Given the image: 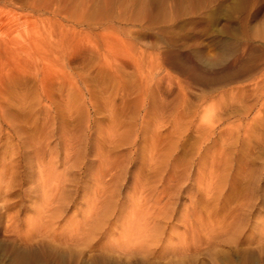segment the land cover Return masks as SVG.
I'll return each mask as SVG.
<instances>
[{
  "label": "rangeland",
  "instance_id": "374dc122",
  "mask_svg": "<svg viewBox=\"0 0 264 264\" xmlns=\"http://www.w3.org/2000/svg\"><path fill=\"white\" fill-rule=\"evenodd\" d=\"M111 128H132L133 150L127 139L114 152ZM116 156L131 161L116 184L123 214L159 172L173 203L140 195L153 214L174 206L173 247L122 264H264V0H0V264L118 261L119 245L102 259L81 238L93 179ZM66 192L55 232L84 224L75 239H28Z\"/></svg>",
  "mask_w": 264,
  "mask_h": 264
},
{
  "label": "bare ground",
  "instance_id": "6f19581e",
  "mask_svg": "<svg viewBox=\"0 0 264 264\" xmlns=\"http://www.w3.org/2000/svg\"><path fill=\"white\" fill-rule=\"evenodd\" d=\"M136 112H137V110H136ZM219 113V112H218ZM119 116V115H118ZM145 116V115H144ZM110 117V116H109ZM117 117V116H116ZM128 118V117H127ZM157 118V117H156ZM125 119V118H124ZM133 119V118H132ZM158 119V118H157ZM136 121V120H135ZM251 121V120H250ZM253 121V120H252ZM114 122V121H113ZM172 122V121H171ZM218 122V121H217ZM123 124V123H122ZM131 124V123H130ZM211 124V123H210ZM212 125V124H211ZM210 125V126H211ZM240 125H241V123H240ZM109 126V125H108ZM114 126H115V123H114ZM129 126H131V125H129ZM134 126H136V125H134ZM207 126H208V124H207ZM214 126V125H213ZM229 126V125H228ZM109 127H111V126H109ZM116 127V126H115ZM124 127V126H123ZM122 127V128H123ZM144 127V126H143ZM231 127V126H230ZM119 128V127H118ZM127 128H129V127H127ZM133 128H135V127H133ZM146 128V127H145ZM162 128H163V125H157V126H155L154 128H153V131H152V134H153V136H151V137H153L154 139L156 138L157 139V141L159 140L160 141V138L162 139ZM184 128V127H183ZM186 128V127H185ZM111 130H112V128H111ZM113 130H114V128H113ZM112 130V131H113ZM126 130V129H125ZM132 128H130V130L129 131H125L124 133L122 132V134L120 133H118L119 135H115V134H117V131H115V132H113L114 133V136H113V133H112V137L111 138H114V139H116V140H114V139H111V141L113 142V145H111L110 144V146H112V150L115 152V149L116 148H119L120 147V145L121 146H123L122 145V143H123V141L125 140H129V141H126V142H124V145L125 144H129L130 143V145L132 146V150H133V146H134V144L136 143V135H134L133 133H132ZM206 130V133L207 134H209V132H211L213 129H212V127L211 128H209V129H205ZM246 130V129H245ZM139 131V130H138ZM150 131V130H149ZM202 131H204V130H202ZM202 131H201V133H202ZM196 132V131H195ZM198 132H200V131H198ZM135 133V132H134ZM142 133V132H141ZM144 133V132H143ZM205 133V132H204ZM136 134V133H135ZM164 134H165V132H164ZM181 134V133H180ZM129 135L130 136H134V138L132 139V140H130L129 139ZM110 136V135H109ZM145 136V135H144ZM208 136V135H207ZM228 136V135H227ZM131 137V138H132ZM205 137H206V135H205ZM150 138V137H149ZM228 138V137H227ZM145 139V138H144ZM155 139V140H156ZM108 140V139H107ZM171 140V139H170ZM110 141V140H109ZM158 141V142H159ZM169 141V140H168ZM108 142V141H107ZM178 142V141H177ZM176 142V143H177ZM157 142L155 141V143H154V145L156 144ZM40 144H42V143H40ZM49 145V144H48ZM107 145V144H106ZM151 145H153V143L151 144ZM156 145H158V144H156ZM45 146H47V145H45ZM136 146V145H135ZM48 148L47 149H50L49 148V146H47ZM53 148H55V147H53ZM53 148H51V151H48L47 149H46V147H45V150H47L48 152H47V157H49L50 156V154H51V152H52V150H53ZM158 148V147H157ZM41 149V148H40ZM110 149V148H109ZM117 150V149H116ZM149 150V149H148ZM159 150V149H158ZM211 150V149H210ZM221 150V149H220ZM110 151H111V149H110ZM45 152V151H44ZM80 152H82V151H80ZM117 152V151H116ZM164 152V151H163ZM171 152V151H170ZM41 153V152H40ZM46 153V152H45ZM71 154H72V152H70ZM112 153V152H111ZM130 153V152H129ZM143 153H145V152H143ZM167 153V152H166ZM49 154V155H48ZM55 154H57V153H55ZM148 153H146V156H148L147 155ZM156 154V153H155ZM159 154H162V153H159ZM65 155V154H64ZM41 156H43V155H41ZM57 156V155H56ZM55 156V157H56ZM108 156H110V152H109V155ZM112 156V155H111ZM156 156V155H155ZM160 156V155H159ZM45 157V156H44ZM44 157H43V159H44ZM51 157H52V155H51ZM64 157H67V155H65ZM113 157V156H112ZM112 157H109V160H110V158L112 159ZM144 157V156H143ZM148 157H150V156H148ZM166 156H164L163 158H165ZM42 158V157H41ZM68 158H69V156H68ZM115 158H116V160H115ZM150 158H152V155H151V157ZM51 159V160H50ZM54 159V160H53ZM127 159H129L128 158V156H127V158L125 157V159H122V160H119L118 159V157L116 156V157H114V164H115V166H112V167H110L109 168V165L106 163V161L108 160V158H107V160L106 159H104L105 161H102L103 163H102V165H104L105 163L107 164V165H105V167L106 166H108V168H104V169H100L99 170V172H98V175H97V177L96 178H94L93 179V183H94V190H93V188L91 189V190H93L92 192L91 191H89L90 192V194L89 195H87V200H86V202H85V204H86V209L89 211L88 212V214L87 213H85V215L84 216H86L85 217V221L82 219V221L84 222V224H85V226H88V228H85L84 230H83V236H81V238L83 237V239H85V242H86V239H89V241L91 240H93L94 242H95V246H96V248H95V246H93L94 247V249H96V250H98L99 251V254L101 253V256H102V252H104V251H106V250H109V252H110V249L113 247V246H115V245H119L120 246V250L123 252V255L121 254V255H119V257H118V255H117V258H118V261H114V264H122L120 261L121 260H123V259H125V261L128 259L131 263L133 262L132 261V259L134 258V257H136L137 255L139 256V259H141V261H143V262H148V261H150V259L151 258H154L155 256H157V251H158V249L157 248H159V250H160V248H162V249H164V250H168V248L170 249V248H172L173 247V244L170 242V244L168 245L166 242H164V240L163 239H167L166 238V233L164 232V230L165 231H167L168 230V228H167V230L165 229V225H166V220L167 219H169V218H171V217H173L172 216V214L173 213H171V212H173L172 211V209H173V207L170 205V207H169V209L172 207V209L171 210H167V208H166V210H165V208L163 209L165 212L163 213V212H159V211H161V206L159 205V209L160 210H158V208H157V210L156 209H154V210H156L157 211V213L156 214H153L154 212H150V208L151 207H149L148 206V199L151 197V199H153V201H155L156 202V204H157V202H158V204H160L161 202H160V200H163V199H161L162 197H160V195H161V193H166V196H167V199H165L166 200V202L168 203V202H171V203H173L171 200H172V196H173V194H172V196H171V194H169V193H171L170 191H168L169 193H167V192H165V190H161V189H159V191H158V186L159 185H161V183H162V178L160 177L161 176V172H159L160 173V175H159V173L158 174H156L155 176H156V178H155V180H154V183H156V184H154V187H153V189H155V193H154V190H148L147 192L145 191V194L146 193H148V199H147V197L145 196V197H142V195H140L142 192H144L143 190L141 191V193L139 194V196H141L140 198H139V200H137V199H134L133 200V197H132V199L130 198V199H128V200H130V201H137L135 204L132 202V203H130L131 205H133L134 207H132L133 209L135 208V205H136V207L137 208H135L133 211H131V213H130V210H129V212L127 211V213H130V215H128V216H126L125 214H123V206L122 205H124V204H122V202H121V198H119V190H118V187H117V183H118V181L121 179V176L123 175V173L125 172V166H126V164H127V162H128V164L131 162L130 160H128V161H126ZM154 158H152V160H153ZM162 159V158H161ZM167 159V158H166ZM174 159V158H173ZM65 160V159H64ZM149 160H151V159H149ZM159 160H160V158H159ZM43 161V160H42ZM49 163L53 166L54 164H56V162L55 161H57V160H55V158H50L49 157ZM67 161V160H66ZM145 161H147L148 162V159H146ZM155 161V160H154ZM154 161H152V162H154ZM167 161H169V160H167ZM176 161V160H175ZM175 161H173V163L175 162ZM105 162V163H104ZM110 162H112L111 160H110ZM156 162V161H155ZM154 162V163H155ZM177 162V161H176ZM65 163V162H64ZM73 163V162H72ZM145 163V162H144ZM172 163V164H173ZM190 163V162H189ZM212 163V162H211ZM60 164V163H59ZM110 164H112V163H110ZM166 164V163H165ZM5 165V164H4ZM46 165V164H45ZM150 165V164H149ZM164 165V164H163ZM185 165V164H184ZM51 166V167H52ZM174 166V165H173ZM175 166H176V164H175ZM200 166V165H199ZM43 167H45V166H43ZM42 167V168H43ZM50 167V166H49ZM54 167H56V166H54ZM64 167V166H63ZM104 167V166H103ZM156 167V166H155ZM154 167V168H155ZM182 167V166H181ZM180 167V168H181ZM46 168H48L47 166H46ZM53 168V167H52ZM153 168V167H152ZM45 169V168H44ZM156 169V168H155ZM161 169V168H160ZM184 169V168H183ZM186 169V168H185ZM56 170V169H55ZM153 170V169H152ZM159 170V169H158ZM44 171V170H43ZM48 170H46L44 173L46 174V172H47ZM66 171V170H65ZM156 171V170H155ZM172 171V170H171ZM174 171V170H173ZM186 171V170H185ZM51 173V172H54L53 171V169H49V171H48V173ZM97 172V171H96ZM177 172V171H176ZM180 172V171H179ZM182 172V171H181ZM201 172V171H200ZM63 172H61V174H62ZM1 175V174H0ZM52 175H54V173L52 174ZM63 175H65V174H63ZM63 175L61 176V178H60V176L58 177V179L57 180H59V179H64V178H62L63 177ZM189 175V174H188ZM50 176V175H49ZM58 176V175H57ZM56 176V177H57ZM66 176V175H65ZM64 176V177H65ZM42 177V176H41ZM41 177H39L40 178V180H41ZM51 177V176H50ZM50 177H44V180L43 181H46L47 180V178L49 179ZM122 177H124V176H122ZM181 177V176H180ZM179 177V178H180ZM2 178V177H1ZM52 178H55V177H52ZM51 178V179H52ZM167 178V177H166ZM177 178V177H176ZM183 179V178H182ZM65 181H69V179H64ZM64 180H62V181H64ZM157 180V181H156ZM169 180H170V178H169ZM169 180H168V182H169ZM186 180V179H185ZM4 181H6V180H4ZM48 181H51V182H53L52 180H48ZM60 181V180H59ZM59 181H58V184L60 185V183H62L61 181H60V183H59ZM172 181V180H171ZM179 181V180H178ZM184 181V180H183ZM47 182V181H46ZM51 182H50V184H51ZM69 182H71V181H69ZM41 183H45V182H42L41 181ZM66 183V182H65ZM68 183V182H67ZM49 183H47L45 186L46 187H48V185H50ZM159 184V185H158ZM169 184V183H168ZM171 184V183H170ZM63 187H62V186ZM60 186L63 188L62 189V192L63 191H66L67 189H65L64 190V185L65 184H61ZM67 185V184H66ZM70 185V184H69ZM42 186H44L43 184H42ZM53 186H54V184H53ZM58 186V185H57ZM172 186H174V185H172ZM51 187V186H50ZM55 187V186H54ZM66 187V186H65ZM180 187V186H179ZM144 188V187H143ZM43 189H44V187H43ZM42 189V190H43ZM49 189V188H48ZM51 189H53V188H51ZM50 189V190H51ZM55 189V188H54ZM53 189V190H54ZM95 189H97L98 191H96ZM60 190V189H59ZM102 190H106V192H103ZM176 190V189H175ZM46 191H47V189H46ZM55 191H58V188L55 190ZM67 191H69V190H67ZM102 191V192H101ZM157 191V192H156ZM162 191V192H161ZM48 192H50V191H48ZM52 192V191H51ZM72 192V191H71ZM94 192H97V193H100V194H93ZM151 192H153V193H151ZM53 193V192H52ZM163 193V195H165ZM174 193V192H173ZM47 194V193H46ZM51 194V193H50ZM56 194V193H55ZM54 194V196L56 197L57 195H55ZM58 194V193H57ZM60 194V193H59ZM58 194V195H59ZM64 193H62L61 194V200L59 201V200H57L56 202H55V205H56V203H58L57 205H58V209H57V207H56V209H55V212H52L51 213V210L52 209H50V211H48L49 212V214L48 213H46V214H44V216L46 215V216H48L49 215V217H48V220L47 219H45L43 222V224H41L40 226H38L37 227V230L35 229L34 230V232H32V234H28L27 232V238L28 239H31V237H33L34 239H36L35 237H38L39 235H42V237L43 238H47V239H59L61 242H62V240L61 239H64L67 243H68V239L70 240H74L75 238L74 237H76L77 236V233H78V231L77 230H79V228H81V227H79L81 224L79 223V222H75V223H79V226L78 227H76V226H74V227H76V228H78V229H74V227H73V229L72 230H74V234H71V235H69V236H67V234H66V236L65 235H63L62 236V231L61 232H58V233H56L55 232V229H56V221H58V220H56L55 221V219L56 218H59L60 216H61V214H62V212L64 213V211L65 210H63L62 208H64V206H66V204L67 203H69V201H70V199H69V193L67 194V192H66V194H67V196H66V194L65 195H63ZM138 196V194H135L134 196ZM162 195V196H163ZM175 195V194H174ZM130 196V195H129ZM133 196V195H132ZM136 196V197H137ZM49 197H51V196H49ZM53 197V196H52ZM58 197V196H57ZM56 197V198H57ZM60 197V196H59ZM131 197V196H130ZM158 197L160 198V199H158ZM165 197V196H164ZM46 198V197H45ZM55 198V199H56ZM138 198V197H137ZM54 198H53V200H55ZM59 199V198H58ZM158 199V200H157ZM47 201H48V198L46 199ZM50 200V199H49ZM50 202V201H49ZM54 202V201H53ZM52 202V203H53ZM160 202V203H159ZM164 202V201H163ZM162 202V203H163ZM46 203V202H45ZM118 203H120V205L118 206ZM124 203V202H123ZM150 203V202H149ZM174 203H175V201H174ZM60 204V205H59ZM152 205H153V203H151ZM170 204V203H169ZM42 205V204H41ZM55 205H51V208H54V206ZM64 205V206H63ZM151 205V206H152ZM167 205V204H166ZM48 206V205H47ZM63 206V207H62ZM157 206V205H156ZM163 207H165L164 206V203H163V205H162ZM62 207V208H61ZM46 208V207H45ZM65 209V208H64ZM127 209V208H126ZM42 213V212H41ZM125 213V212H124ZM161 213V214H160ZM48 214V215H47ZM175 214V213H174ZM42 215V214H41ZM76 215V214H75ZM180 216V215H179ZM63 217V216H62ZM61 217V218H62ZM60 218V219H61ZM43 219V218H42ZM190 219V218H189ZM72 220V219H71ZM77 220V219H76ZM170 220V219H169ZM168 220V221H169ZM69 221V220H68ZM81 221V223H83ZM179 221V220H178ZM187 221H188V218H187ZM211 221V220H210ZM212 222V221H211ZM74 223V224H75ZM221 222H219L218 221V224H220ZM235 223V222H234ZM84 224H82L81 226H84ZM217 224V223H216ZM218 224H217V226H218ZM224 224V223H223ZM223 224L221 225L222 226V228H223ZM73 225V224H72ZM191 225V224H190ZM225 225V224H224ZM71 226V225H70ZM193 226V225H192ZM214 226H215V224H214ZM220 226V227H221ZM230 226V225H229ZM118 227V229L120 230V231H118L116 228ZM212 227V226H211ZM219 227V226H218ZM225 227V226H224ZM232 227H234V225L232 226ZM238 227V226H237ZM66 228V227H65ZM65 228L63 229V231L65 230ZM67 228H69V227H67ZM84 228V227H83ZM227 228H228V226H227ZM235 228V227H234ZM70 229V228H69ZM68 229V230H69ZM70 229V230H71ZM82 229V228H81ZM192 229V228H191ZM215 229V228H214ZM230 229V228H229ZM67 230V229H66ZM65 230V231H66ZM189 230V229H188ZM222 230V229H221ZM234 231V230H233ZM76 232V233H75ZM81 231H79V233H80ZM174 232V231H173ZM188 232V231H187ZM30 233V232H29ZM34 233V234H33ZM36 233H38L39 235H36ZM189 233V232H188ZM169 234V233H168ZM176 235V234H175ZM195 235V234H194ZM177 236H179V234H177ZM201 236V235H200ZM78 237H79V235H78ZM174 237V236H173ZM173 237L172 236H170V237H168V239H173ZM185 238H181V237H178L177 239H187L186 238V236H184ZM40 238V237H39ZM80 238V237H79ZM78 238V239H79ZM80 238V239H81ZM67 239V240H66ZM175 239H176V236H175ZM199 239V238H198ZM59 240H57V242H59ZM63 240V241H64ZM82 240V239H81ZM73 242V241H72ZM76 242V241H75ZM87 242H88V240H87ZM172 242H174V241H172ZM63 243H65V242H63ZM62 243V244H63ZM176 243H178L177 244V246L178 245H185V246H180V248L177 250V252L180 250L181 251V253H182V251H183V248L184 249H186L187 247H186V245L187 246H190V245H188V244H186V242H184V241H182V242H176ZM191 243H195V242H191ZM190 243V244H191ZM57 244H59V243H57ZM61 244V243H60ZM59 244V245H60ZM86 244V243H85ZM94 244V243H93ZM58 245V246H59ZM89 245V243L87 244V246ZM193 245V244H192ZM200 245V244H199ZM62 246V245H61ZM91 246V245H90ZM119 246H116V247H118L119 248ZM176 246V247H177ZM194 246V245H193ZM192 246V247H193ZM49 247V246H48ZM51 247V246H50ZM88 248V247H87ZM178 248V247H177ZM196 248V247H195ZM42 249V248H41ZM54 249V248H53ZM93 249V248H92ZM91 249V250H92ZM50 250V249H49ZM90 250V249H89ZM116 250V249H115ZM114 250V251H115ZM119 250V251H120ZM173 251V250H172ZM187 251V250H186ZM57 252V251H56ZM164 252L165 251H162V253L164 254ZM90 253V252H89ZM107 253V252H106ZM92 254V253H91ZM93 254H95V253H93ZM98 254V253H97ZM161 254V253H160ZM183 254V253H182ZM181 254V255H182ZM106 255V254H105ZM91 256V255H90ZM100 256V257H101ZM121 256H123V258L121 259L120 257ZM167 256V255H166ZM178 256V255H177ZM184 256H185V254H184ZM92 257V256H91ZM133 257V258H132ZM158 257V256H157ZM164 257H165V255H164ZM186 257V256H185ZM90 258V257H89ZM102 259H104V257L102 256L101 257ZM121 259V260H120ZM156 260V259H155ZM110 261V260H109ZM108 261V262H109ZM211 262V261H210ZM214 262V261H213ZM212 262V263H213ZM127 263V262H126ZM158 263V262H157ZM109 264V263H108ZM159 264V263H158ZM176 264V263H175ZM213 264H215V262L213 263Z\"/></svg>",
  "mask_w": 264,
  "mask_h": 264
}]
</instances>
